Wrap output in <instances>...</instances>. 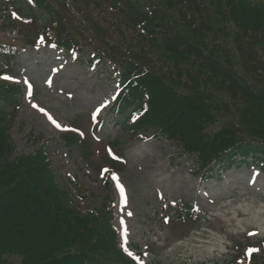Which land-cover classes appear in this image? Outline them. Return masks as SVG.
I'll return each mask as SVG.
<instances>
[{
    "label": "rangeland",
    "instance_id": "374dc122",
    "mask_svg": "<svg viewBox=\"0 0 264 264\" xmlns=\"http://www.w3.org/2000/svg\"><path fill=\"white\" fill-rule=\"evenodd\" d=\"M260 3L261 1L258 5ZM252 7L255 6L252 5ZM171 13L174 14L175 11ZM243 14L245 15L242 21L245 24L250 25L255 21L259 26H263L264 10ZM240 17V12L233 15L224 9L223 15L213 17L214 27L222 24L224 34L229 40L230 38L241 39L237 28V25H241ZM178 21V18L174 19L177 27L180 26ZM0 37L8 40L15 38L13 35L4 34H0ZM202 44V47L213 56H220L221 51L233 50V45L226 42L214 45L207 40ZM256 48L264 56V46L257 45ZM233 51L239 56L236 49ZM28 52L23 57L21 65L28 69L27 73L31 79L38 83V102L24 99L11 128L9 129V125L0 128V141L7 143L6 137L8 138L10 134L11 140L16 144L15 156L32 154L46 143L49 160L52 163L51 170H54L58 177H62V184L66 187H69L67 186L69 174L77 177L78 183L84 187L83 191L87 196L85 207L87 205L91 209L101 208L104 198L106 200L110 195L108 188L103 185L99 169L109 166L105 163L111 155L115 156V152L119 155L124 154L127 164L119 166L118 173L114 177L124 186L126 195H130V199L128 200L127 197L125 202V208L130 206L127 212L122 211L124 209L122 195L114 194V197L115 204L116 202L118 204V211L115 206L116 218L119 220L120 214H123L124 220L120 228L119 242L129 255H134L130 248L132 242L140 250L147 248L148 260L152 264H227L236 253L237 247L245 249L248 245L245 238L252 229H258L261 232L260 235L251 239L256 245H260L257 241L264 237L263 177H259L257 183L251 186L248 171L232 170L224 174L223 179L219 181L204 180L203 176L193 173L188 158L180 155V150L174 143L150 135L134 140L128 131L116 124L113 125L110 121L102 132H97L100 140L94 142L90 149L92 157L91 160L86 159L91 162L88 165L83 159L84 156L82 157L83 149L78 145L68 146L62 137L61 127L58 128L56 123L62 126L64 122L87 129L90 124L85 114L101 104L105 98L112 96L115 90V77H109V71L112 69L107 65L99 66L97 69L88 67L87 64L83 66L82 61L79 62L77 57L69 59L68 64L64 65L65 59L60 58L62 54L53 51L46 50L39 55L32 51ZM179 61L183 62V58L180 57ZM174 63L175 61H170L168 66L172 67ZM57 66L61 69H56ZM233 66L241 70L239 66ZM52 68L54 69V89L59 91L57 93L60 94V98L51 95V90L42 87L43 80ZM24 76L22 72L19 73L21 80ZM207 76L200 79L204 81L205 86L195 91V94H198L195 101L200 107H207L204 110L207 116L216 111L218 118L206 124L203 131L212 136L221 128L235 123L231 128L237 131V138L242 139L246 136L240 135V132L249 136H264V101H260L259 108L254 107L252 102L244 103L238 97L237 99L232 97L227 90V84L211 76L208 79ZM206 80L209 81L206 83ZM180 81L185 85H193L191 78H183ZM200 94H202L201 99H199ZM48 108L53 112H50ZM159 108L160 103H157L155 109ZM110 128L112 129L109 131ZM4 129H7V132L3 134ZM108 135L118 141L117 145H111L114 151L110 153L104 147L105 138ZM33 136L39 138L38 141L32 142ZM189 141L191 144L198 143H194V138L191 139V137ZM4 164L5 162L1 161L0 168ZM157 191L163 192L165 197L162 201L158 199ZM71 193L80 204L76 191ZM14 198L15 196L11 197L13 203ZM165 199L167 204L170 201L175 203L174 211H170V205L165 206ZM193 205L199 206L205 216L197 225H185L174 220L178 217L177 211ZM21 212L24 213L12 217L18 224L13 228L17 232L13 235H0V240L5 239L3 244L15 254H18L23 244L27 248L28 240L25 235L26 232L30 233V227L33 230L32 225L24 220L23 215L26 212ZM166 216L173 217L174 221L171 220V225L164 222ZM30 222H33V219L30 218ZM117 229L119 230L118 226ZM97 235L100 236V234ZM40 239L41 235L36 234L32 241L37 243ZM210 245L212 247H208ZM58 247L57 243L53 245L55 250ZM255 250L258 252L259 248ZM41 252L44 258L48 247L45 246ZM10 261L12 264H30L33 262V257L30 254L15 255L10 258ZM49 261L54 260H43V262Z\"/></svg>",
    "mask_w": 264,
    "mask_h": 264
},
{
    "label": "trees",
    "instance_id": "16d2710c",
    "mask_svg": "<svg viewBox=\"0 0 264 264\" xmlns=\"http://www.w3.org/2000/svg\"><path fill=\"white\" fill-rule=\"evenodd\" d=\"M209 1L107 0L117 18L123 16L127 19L132 32L136 34L139 29L145 32L147 37L139 34L143 37L141 39L125 36L122 32L116 39L106 37L101 26L93 20L83 26H93L94 33L96 30L98 34L99 25L103 46L97 43L96 46L116 53L129 66V77H133L137 85L140 83L136 80L140 79L150 91L159 93L160 97L156 99L161 100L160 108L146 115L144 125L160 127L165 136L183 141L200 159H210V162H217L215 165L229 168L247 165L252 160L256 164H262L264 168V136H249L240 132V135L246 136L237 138V131L231 128L235 123L209 136L203 130L206 124L218 118L216 111L207 116L204 112L207 107H200L195 101L198 97L195 91L205 86L200 79L207 75L208 79L211 76L227 84L228 92L235 99L238 97L244 103L252 102L258 108L260 101H264V56L256 48L257 45L264 46V24L259 26L253 21L248 25L242 21L245 15L243 13H258L260 9L264 10V4L252 7L245 0H212L210 4ZM94 5L102 7L103 3H99V0L90 1L84 16L91 13ZM81 7L83 5L78 11L85 10ZM224 9L233 15L240 12L241 25H237V28L241 39L229 40L222 24L214 27L213 17L223 15ZM172 11L175 13H171ZM40 16L47 24L46 32L57 30L49 22V19L55 17L51 6L44 8L43 15ZM175 18L179 19L178 27L174 22ZM74 25L78 31L75 22ZM58 29L61 31L62 41L66 43L64 45L69 48L76 37L66 29V25ZM147 40L150 41L148 46L155 48L152 51L155 56H149L145 52ZM207 40L214 45L224 42L233 45V50L236 49L239 56L233 50L221 51L220 56H213L202 47V43ZM83 41L78 42L80 45H89L90 40ZM160 52L164 54V58ZM157 54L161 57L162 67L156 64L159 60ZM180 57L183 62L179 61ZM170 61H175L172 67L168 66ZM233 65L239 66L241 70ZM183 78H191L193 85L183 84L180 81ZM200 97L202 94L199 99ZM16 104L13 89L0 93V128H4L12 117L7 109ZM4 132L7 129L3 130V134ZM190 137L194 138V143H198L191 144ZM6 139L7 143L0 141V162H5L0 168V235H13L17 232L13 228L18 224L12 217L23 214L21 211L26 212L24 220L32 225L33 230L30 227V233L26 232L28 246L26 248L23 244L18 254L3 244L5 239L0 240V264H12L11 257L23 254L32 255L33 262L30 264H104L99 259L104 255L110 263L117 261V245L107 223L102 224V221L93 219L90 215L80 216L68 211L61 201L62 196L53 173L46 167L45 156L39 152L37 156L11 159L12 146L7 137ZM14 196L13 203L11 197ZM29 217L33 222H30ZM36 234H40L41 239L34 243L32 240ZM55 243L59 246L57 250L53 249ZM45 246L48 247V252L43 258L41 251ZM44 259L54 261L43 262Z\"/></svg>",
    "mask_w": 264,
    "mask_h": 264
},
{
    "label": "snow or ice",
    "instance_id": "6c2138e0",
    "mask_svg": "<svg viewBox=\"0 0 264 264\" xmlns=\"http://www.w3.org/2000/svg\"><path fill=\"white\" fill-rule=\"evenodd\" d=\"M5 79H11V77H4ZM29 88H31V85L29 84ZM34 107H35V105H34ZM41 111H44L43 109H40ZM97 112H99V109H97ZM53 123H56L55 121H53ZM56 126L59 128V127H61V125L60 124H58V123H56ZM120 188H121V191L123 192V186L121 185L120 186ZM129 215H130V213H129ZM252 251H256L255 249H253Z\"/></svg>",
    "mask_w": 264,
    "mask_h": 264
}]
</instances>
